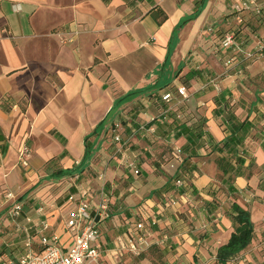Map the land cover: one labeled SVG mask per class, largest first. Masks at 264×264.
I'll list each match as a JSON object with an SVG mask.
<instances>
[{
    "label": "crops",
    "instance_id": "crops-1",
    "mask_svg": "<svg viewBox=\"0 0 264 264\" xmlns=\"http://www.w3.org/2000/svg\"><path fill=\"white\" fill-rule=\"evenodd\" d=\"M232 2L0 0V263L18 264L26 215L47 219L48 232L69 239L65 221L75 203L68 194L88 187L97 202L104 172L103 264H216L233 231L225 213L232 195L254 224L233 264H264V48L247 56L264 46V20L250 18L226 67L230 54L219 37L239 23ZM135 89L159 98L140 94L120 109L126 118L110 115L116 97ZM113 121L122 123L119 141ZM228 138L244 160L226 183L217 148ZM175 146L185 155L181 167L165 161ZM67 169L74 174L60 177ZM179 171L189 187L176 183ZM16 201L23 213L13 218ZM153 218L136 256L128 233Z\"/></svg>",
    "mask_w": 264,
    "mask_h": 264
},
{
    "label": "built area",
    "instance_id": "built-area-1",
    "mask_svg": "<svg viewBox=\"0 0 264 264\" xmlns=\"http://www.w3.org/2000/svg\"><path fill=\"white\" fill-rule=\"evenodd\" d=\"M262 5L259 0H233V10L240 11L242 9H254L257 13L261 12ZM237 21L241 22L242 18L237 15ZM223 48H229L234 45V34L228 32L220 41ZM264 46L258 42L255 51L248 52L247 56L253 54H261ZM238 49V47H237ZM234 57H230L225 61V66L229 67L234 62ZM178 92L183 97H187L188 93L184 86L178 87ZM172 94L165 93L162 97L164 100H170ZM115 140L119 141L120 136L115 135ZM182 149L175 146L172 151L173 162L171 166L176 167L175 163L181 161ZM30 148L24 144L19 150V163L26 167L28 166V157ZM127 166L132 169L135 174H138L139 168L133 161H128ZM102 186L99 188V196L97 202H94L90 188L80 187L77 193L70 192L67 196V201L74 202L75 208L70 211L69 216L65 221V230L69 234V239L64 240L62 236L55 232H48L49 223L47 219L41 218L37 222L30 215H26L25 219L28 222L25 228L24 252L19 257L18 264H103L101 261L100 246L95 244L97 238L101 235V224L108 217L109 197L104 189L103 181L105 173L101 172L98 175ZM177 184L181 185L182 181L178 179ZM15 194L11 191L6 193V198L12 199ZM24 203L16 201L12 205L10 214L13 218H17L23 213ZM39 212L42 208L38 209ZM41 215V214H40ZM157 223L153 218L149 223L143 221L136 224V231L132 229L128 233V249L134 254H139L142 251L141 244L152 231V226ZM35 225L39 230H35L38 239L32 234ZM37 241V242H36ZM0 264H10L8 261H2ZM219 264V263H216Z\"/></svg>",
    "mask_w": 264,
    "mask_h": 264
},
{
    "label": "trees",
    "instance_id": "trees-1",
    "mask_svg": "<svg viewBox=\"0 0 264 264\" xmlns=\"http://www.w3.org/2000/svg\"><path fill=\"white\" fill-rule=\"evenodd\" d=\"M196 13H198V10L195 11L194 14H196ZM233 14H234L235 19H237V15H239L242 18V21L237 24L236 29L227 30L223 34H221L219 37V40L221 41V39L224 37V35L226 33L230 32V33L234 34V40H235L234 45H232V47L224 49V50L229 51V54L231 53L232 48H235L237 46V44H238L237 47L240 46V48H241V44L243 43V41H245L247 39L245 37L246 34H242L241 36H238L240 39H237V35L244 29L245 25L248 24L250 18L252 19L253 17H256L259 20H262V21L264 20V5H262L260 13H257L254 9H242L240 11L233 10ZM163 18H165V14H164ZM219 47L220 48L222 47L220 42H219ZM235 56H236L235 53L230 54L227 57V59L230 57L235 58ZM254 56H257V54L254 53L253 56H251L249 58H252ZM147 91L148 90H146V89H135L133 91H129V92H126V93L119 95L115 99L114 106L112 108V111L110 112V115L113 116V115L117 114L120 116V118L121 117L126 118L127 116L125 115L124 112H122V113L119 112L120 109L122 110L123 109L122 107L124 104H126L129 101H132L133 99H135L140 94H145V95H147V97L151 101L156 102L159 98V94L157 92H154V91H151V92H147ZM181 110L182 109L180 106L177 107L175 110V112L177 113L176 118L178 120H183V118L181 117V116H183V112ZM105 122L106 121L103 122L102 126L104 125ZM121 122L125 123V120H123V121L121 120ZM121 122L120 121H118V122L113 121V124L110 128L111 131L113 130L114 132H116L114 134V139H115V135H119L120 140H121V131H119V127L122 124ZM96 133H98V131ZM217 150L219 152H224V155L222 157H220V165L222 166L223 179H225L226 183H229V182L233 181L237 175L240 174L238 171L239 167L235 168V166H236V164H237V166H241V164L243 163L244 152L243 151H240V152L237 151L238 149H236V146L233 142V139H231V138L223 140V142L220 145H218ZM234 152L236 154H234ZM172 157L173 156H172V152H171V155H169V157L165 161L168 162V160H171ZM181 158L182 159L179 162L180 163L179 167H181V165L185 161V155L183 153V149H182ZM73 172H74V169H67V170L62 171L59 176L62 177V176H66V175H71ZM177 173H178V176L176 178V181L178 179H180L184 186L189 187L190 185L189 184L186 185L184 178L180 177V175H181L180 171ZM231 192L232 191L230 190V193ZM225 213L232 220L233 231H232L228 241L226 243H224L223 245H221L217 249L216 259H217V263H219V264H233L234 262H236L238 260L239 253L242 250H244L245 248H247L249 246V244L251 243L252 238H253V232H254V224L251 220L250 211L247 208L243 207L238 202V200H236L235 195H232V197L230 198V202L225 209ZM108 215H109V207H108ZM137 223L138 222H136V224ZM136 224L134 226L135 231L137 230ZM141 254H142V251L139 254H136V256H139Z\"/></svg>",
    "mask_w": 264,
    "mask_h": 264
},
{
    "label": "rangeland",
    "instance_id": "rangeland-1",
    "mask_svg": "<svg viewBox=\"0 0 264 264\" xmlns=\"http://www.w3.org/2000/svg\"><path fill=\"white\" fill-rule=\"evenodd\" d=\"M102 239H103V236L100 235V236L97 238V240L95 241V244H97V245L100 246V244H101V242H102Z\"/></svg>",
    "mask_w": 264,
    "mask_h": 264
}]
</instances>
